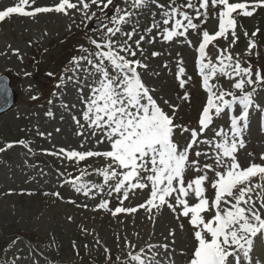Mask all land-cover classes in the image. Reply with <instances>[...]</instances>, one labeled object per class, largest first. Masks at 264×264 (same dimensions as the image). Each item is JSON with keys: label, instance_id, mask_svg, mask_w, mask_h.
I'll list each match as a JSON object with an SVG mask.
<instances>
[{"label": "snow or ice", "instance_id": "6c2138e0", "mask_svg": "<svg viewBox=\"0 0 264 264\" xmlns=\"http://www.w3.org/2000/svg\"><path fill=\"white\" fill-rule=\"evenodd\" d=\"M92 5L99 9L107 23L102 24L99 39L89 38L92 48L80 46L82 54L72 57L64 70L71 75L62 74L56 87L62 88L66 82L79 86L84 124L73 117L81 129L77 134L84 135L87 125L93 138L99 135L97 144L106 143L109 147L103 151L61 148L49 154L62 155L77 164L93 157L106 161L103 167L93 169L103 177V185L86 181L84 177L89 175L86 169L69 179L75 190L86 196L103 193L106 185L107 196L118 194L123 205L136 190L148 193L143 203L135 207L117 206L114 210L109 208L108 199H102L96 207L111 211L113 216L144 209L150 214L149 218L154 219L153 210L159 212L166 206L177 219H187L194 241L187 264H250L257 238H264V154L260 156L261 163L252 162L242 167L237 153L245 146L244 134L250 126L252 110L260 109L255 94L264 88V74L259 67L254 69L250 62L245 61L247 66H242L240 54L233 56L230 49L238 40L236 17H251L257 8L264 7V0L235 3L229 0H186L184 3L168 0L167 5L160 0H123V7L114 4V0H59L53 6L31 7V10H26L29 0H19L0 9V22L14 14L35 17L54 11L68 15L69 10L79 11L91 20L96 17L95 12L88 15ZM150 5L160 10V19L157 20L153 13L152 24L140 32V12ZM110 6L113 12L108 16L105 10ZM210 10L218 15V30L214 34L206 29L200 31L209 19ZM126 25H132L130 31H125ZM154 30L163 41L183 37V42L190 47L193 45L187 37L189 30L202 37L196 48V68L207 98L199 113L197 128L177 124L179 105L164 101L171 109L170 115L155 98L156 89L148 87L142 78L140 69H147L148 65L137 58V52L143 55L142 42L155 41V36L148 39ZM258 31H253L251 36L255 37ZM137 35L139 39H134ZM244 35L247 37L248 33L245 31ZM229 36L231 43L227 48L216 47L218 54L213 61L206 52L209 44H214L218 38L228 41ZM256 46L255 40L249 38L246 54L251 55ZM13 52L18 54L19 50L13 49ZM221 78L234 81L231 88H224L218 82ZM176 79L181 89L192 79L187 76L183 61L177 64ZM8 90V78L0 74V93ZM180 99L188 101L190 93L185 91ZM222 116L228 117V127L219 125L213 129ZM210 130H214V135L209 138ZM181 138H185L183 144ZM18 143L28 147L24 140ZM5 147L11 148L12 144ZM189 172L194 175L189 177ZM254 177H259V182L253 183ZM209 185L214 191L211 198L207 195ZM253 192H256L255 199ZM52 195L59 197L60 194ZM169 235L174 237V232ZM125 243L130 251L122 264H160L157 250L168 248L167 243L147 244L138 251H131L136 245L127 240ZM108 251L105 248V252ZM255 264L261 261L257 259Z\"/></svg>", "mask_w": 264, "mask_h": 264}, {"label": "rangeland", "instance_id": "374dc122", "mask_svg": "<svg viewBox=\"0 0 264 264\" xmlns=\"http://www.w3.org/2000/svg\"><path fill=\"white\" fill-rule=\"evenodd\" d=\"M18 2L0 0V9ZM58 2L34 0L33 3V0H29L26 10L37 6H53ZM160 2L167 5L168 0ZM177 2L184 3L186 0ZM114 4L124 6L123 0H114ZM159 11L154 5L141 10L140 32L152 24L153 13H156L157 20L160 19ZM93 12L96 17L91 20L79 11L69 10L68 15L54 11L39 13L35 17L14 14L0 22V74L11 70L19 78L15 88L18 93L16 105L0 115V148L4 149L0 151V264H109L107 261L122 264L130 251L126 240L136 245L131 251H138L147 244L167 243V250H157L160 264H187L194 248L192 227L187 219H177L176 214L165 208L159 212L153 210L154 219H150V214L144 209L113 216L111 211L96 207L102 199H108L109 208L114 210L117 206L135 207L144 202L148 193L136 190L123 205L117 198L118 194L107 196L106 185L103 186V193L86 196L83 192H77L73 184L68 182L69 179L79 175L81 169H86L89 173L84 177L86 181L103 185V177L93 169L103 167L106 161L93 157L77 164L62 155L49 154L59 152L61 148L103 151L109 147L106 143L97 144L99 135L93 138L87 125L84 135L77 134L81 129L73 117L84 124L79 86L66 82L64 87H56L72 57L82 54L80 46L92 48L89 38H100L102 27L94 29L90 28V24L93 21H107L95 5L91 6L88 15ZM112 12L113 6L105 10L108 16ZM215 12L218 14V9ZM236 19L238 40L230 51L233 56L240 54L242 66H247L244 63L247 61L254 69L261 67L264 70V7L257 8L251 17L240 15ZM131 27L126 25L125 31H130ZM205 29L210 34L218 30V15H214L212 10L200 31ZM257 29V37H252V32ZM152 36L156 37L153 43L142 42L143 55L137 52V58L148 65L147 69H140L142 78L148 87L156 89L155 98L170 115L171 109L164 101L179 105L175 121L177 124L197 128L199 113L207 98L194 62L196 48L202 37L189 30L187 37L193 45L190 47L183 42V37L163 41L160 36H156L155 30L148 39ZM249 38L255 42L259 40L260 52L256 46L251 55L246 54ZM134 39H139V35ZM230 43L231 36L228 41L218 38L214 44H209L206 52L215 61L218 54L216 47L227 48ZM35 46L40 47L42 57L37 58V63L33 64L26 60L35 52ZM13 49H18V54ZM153 52L159 55L153 56ZM179 61H183L187 76L192 78L185 89L179 87L176 79ZM48 73L53 75L49 76ZM218 82L229 89L234 81L221 78ZM185 91L190 93L188 101L180 99ZM84 94L87 96V89ZM255 101L260 109L252 110L250 126L244 134L245 146L237 153L242 167L252 162L261 163L260 156L264 154V88L257 90ZM49 112L52 115H47ZM219 125L228 127V117L218 119L213 129ZM207 135L212 137L214 130H210ZM20 140H24L28 147L19 144ZM184 142L185 138H181V143ZM9 143L12 147L6 148ZM203 147L207 149V146ZM200 159L203 163L204 158ZM193 175L194 172L188 173L189 177ZM252 182H259V177H254ZM208 187L207 195L211 198L214 191L210 185ZM57 192L59 197L52 195ZM256 192L252 193L253 199L256 198ZM162 217L163 220H159ZM170 232H174V237L169 235ZM16 233L26 236L29 242L22 237L13 239L11 235ZM105 248L109 251L105 252ZM257 259L264 264V238H257L250 264H255Z\"/></svg>", "mask_w": 264, "mask_h": 264}, {"label": "water", "instance_id": "95a60500", "mask_svg": "<svg viewBox=\"0 0 264 264\" xmlns=\"http://www.w3.org/2000/svg\"><path fill=\"white\" fill-rule=\"evenodd\" d=\"M8 83H9V79H8ZM14 101H15V96L10 89L6 93H0V111L8 109L14 103Z\"/></svg>", "mask_w": 264, "mask_h": 264}, {"label": "bare ground", "instance_id": "6f19581e", "mask_svg": "<svg viewBox=\"0 0 264 264\" xmlns=\"http://www.w3.org/2000/svg\"><path fill=\"white\" fill-rule=\"evenodd\" d=\"M163 208L168 209L166 206L163 207ZM130 215H132V214H130ZM165 219H166V218H165ZM159 220H163V217H162V218H159Z\"/></svg>", "mask_w": 264, "mask_h": 264}, {"label": "trees", "instance_id": "16d2710c", "mask_svg": "<svg viewBox=\"0 0 264 264\" xmlns=\"http://www.w3.org/2000/svg\"><path fill=\"white\" fill-rule=\"evenodd\" d=\"M258 52H260V49L258 50Z\"/></svg>", "mask_w": 264, "mask_h": 264}]
</instances>
